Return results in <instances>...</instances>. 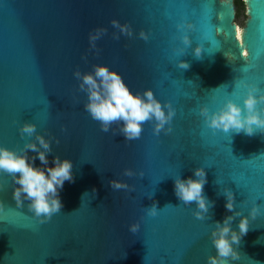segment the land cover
<instances>
[{
    "label": "water",
    "instance_id": "obj_1",
    "mask_svg": "<svg viewBox=\"0 0 264 264\" xmlns=\"http://www.w3.org/2000/svg\"><path fill=\"white\" fill-rule=\"evenodd\" d=\"M246 7L241 29L233 0H0V146L21 148L19 125L32 122L53 141L49 161L70 159L74 174L60 192L61 212L40 223L27 202L17 205L12 177L0 172V264H206L215 254L214 222L231 215L223 188L234 194V211L261 210L228 264H264V133L214 132L200 115L201 107L215 111L229 98L242 106L246 84L264 91V0ZM98 29L93 46L89 35ZM182 34L192 41L183 54L175 51L184 47ZM179 60L189 68H178ZM98 64L133 92L151 89L171 104L172 131L156 135L145 122L130 141L118 123L101 131L74 77ZM200 166L204 194L214 201L205 220L173 190V176ZM111 179L128 187L112 190ZM153 203L154 217L147 214Z\"/></svg>",
    "mask_w": 264,
    "mask_h": 264
},
{
    "label": "clouds",
    "instance_id": "obj_2",
    "mask_svg": "<svg viewBox=\"0 0 264 264\" xmlns=\"http://www.w3.org/2000/svg\"><path fill=\"white\" fill-rule=\"evenodd\" d=\"M112 23L114 26L118 25L117 21ZM177 28L184 32L183 25H177ZM101 31L103 30L98 29L95 34L90 33V44L94 46ZM121 31H127V34L131 35L126 27ZM140 35L141 38L147 40L143 32ZM179 39L184 47L177 48L175 51L183 54L192 41L187 34H182ZM192 51L194 56L199 58L202 47L197 44ZM224 55L229 62L228 56ZM177 67L188 69L189 64L179 60ZM74 77L79 82V89L87 97L84 109L93 120L100 124L101 131L109 132L111 125L118 123L119 134L126 141L138 139L145 122L152 124L156 135L162 131L165 133L172 131L171 123L175 110L171 104L161 103L151 89L133 92L118 72L104 64L95 65L90 72L81 73L77 70L74 72ZM262 105H264V91L256 85L246 84L242 94V106L229 98L215 111H210L207 106L201 107L200 115L205 125L214 132L228 133L231 130L240 133L243 131L251 136L257 130L264 133V107H261ZM18 130L25 143L19 149L0 146V172L12 177L15 185L12 197L17 205L20 206L27 202L28 210L38 222L44 223L54 214L61 212L63 204L60 192L66 181L74 182L73 162L59 156H52L49 161L53 141L37 133L34 123L25 121L19 125ZM37 160L39 165L36 164ZM123 174L133 175L129 169H125ZM108 183L112 190L128 187L117 180L111 179ZM206 183L207 177L203 166L192 169L191 176L181 177L179 174L173 176L175 196L184 205L195 202L193 215L198 220L207 219V213L214 205V201H210L204 194ZM95 193L96 190L93 188L91 194L95 195ZM85 194L89 193L85 192L82 197ZM219 194L224 196V207L231 215H225L222 220L214 222L209 238L215 254L207 257L206 264H228L229 257L235 260L237 258L236 247L249 229L250 218L255 219L261 211L257 205H253L248 214L243 215L239 211H234V194L229 188H223ZM151 196L152 194L148 195L149 199ZM168 206L172 205L165 207ZM147 214L153 217L158 214L155 203L147 208ZM236 217L240 219L237 227L233 228V220ZM138 229L139 224L133 223L129 226V231L133 234Z\"/></svg>",
    "mask_w": 264,
    "mask_h": 264
},
{
    "label": "rangeland",
    "instance_id": "obj_3",
    "mask_svg": "<svg viewBox=\"0 0 264 264\" xmlns=\"http://www.w3.org/2000/svg\"><path fill=\"white\" fill-rule=\"evenodd\" d=\"M235 2V0H233ZM244 6L241 8L237 9L235 8L236 11V18L234 21V24L236 25L237 28H245L246 21L248 19L247 17V7H246V2L247 0H243ZM235 5V4H234Z\"/></svg>",
    "mask_w": 264,
    "mask_h": 264
},
{
    "label": "trees",
    "instance_id": "obj_4",
    "mask_svg": "<svg viewBox=\"0 0 264 264\" xmlns=\"http://www.w3.org/2000/svg\"><path fill=\"white\" fill-rule=\"evenodd\" d=\"M234 4H235V8H237V9L241 8L242 6H244L243 0H235Z\"/></svg>",
    "mask_w": 264,
    "mask_h": 264
},
{
    "label": "snow or ice",
    "instance_id": "obj_5",
    "mask_svg": "<svg viewBox=\"0 0 264 264\" xmlns=\"http://www.w3.org/2000/svg\"><path fill=\"white\" fill-rule=\"evenodd\" d=\"M158 99H159V98H158ZM161 103H163V100H161ZM197 242H198V240H197L196 242H194V244H193V246H192L193 248L196 247ZM183 255H184V254H182V257H183Z\"/></svg>",
    "mask_w": 264,
    "mask_h": 264
},
{
    "label": "bare ground",
    "instance_id": "obj_6",
    "mask_svg": "<svg viewBox=\"0 0 264 264\" xmlns=\"http://www.w3.org/2000/svg\"><path fill=\"white\" fill-rule=\"evenodd\" d=\"M237 28V27H236Z\"/></svg>",
    "mask_w": 264,
    "mask_h": 264
}]
</instances>
